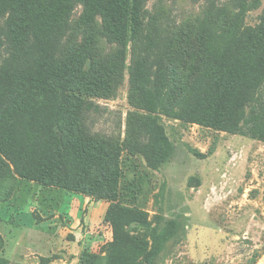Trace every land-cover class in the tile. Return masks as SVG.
<instances>
[{
  "label": "rangeland",
  "instance_id": "rangeland-1",
  "mask_svg": "<svg viewBox=\"0 0 264 264\" xmlns=\"http://www.w3.org/2000/svg\"><path fill=\"white\" fill-rule=\"evenodd\" d=\"M246 3L243 10L237 0H148L158 30L174 39L170 55L189 50L203 51L199 57H204L181 55L157 64L156 53L167 45L145 39L137 45L142 56L150 55L153 71L162 65L169 87L174 88L175 69L192 75L184 78V99L174 102L169 92L157 113L175 146L174 155L157 167L138 151L149 142L141 130L149 114L132 91L131 35L125 44L109 39L100 33L102 18L85 24L83 5L75 6L51 51L66 70V81L80 78L82 88L73 92L97 106L94 129L120 141L118 164L105 173L93 171L91 179L100 183L73 189L23 177L0 151L5 162H0V264H66L75 255L79 264H106L113 225L105 216L111 207L121 229L149 247L170 221L179 222L156 264H264V66L239 108L210 124L200 118L206 112V89L215 82L219 93L226 92L214 57L235 51L236 40L264 23V0ZM87 38L94 39V58L77 63L73 56L84 58ZM38 50L24 11H7L0 4V67H17L14 61H20L24 69Z\"/></svg>",
  "mask_w": 264,
  "mask_h": 264
},
{
  "label": "trees",
  "instance_id": "trees-1",
  "mask_svg": "<svg viewBox=\"0 0 264 264\" xmlns=\"http://www.w3.org/2000/svg\"><path fill=\"white\" fill-rule=\"evenodd\" d=\"M147 2L0 0L7 11H24L26 25L35 34L40 47L36 58L26 68L20 67V61H14L17 67H0V151L23 177L46 185L86 190L88 186L99 182L95 178V181L91 179L95 169L101 168L105 173L118 164L116 158L117 150L121 148L120 141L115 135L94 129L95 118L92 114L97 106L73 92L81 90L83 84L80 78H77V82L74 79L72 83L66 81V70H62L61 65L58 67V57L51 51L53 39L57 40L69 27L77 4L83 5V23L90 25L99 17L102 18V35L124 44L131 35L132 91L138 95L136 99L141 108L149 114L141 124V130L149 142L142 147L139 145L138 151L147 154L154 167L162 165L174 155L175 146L157 113L162 109V100L169 92L174 96V102L184 99L187 93L184 78L188 80L192 75H186L185 71L176 72L175 69L176 76L171 77L174 88H171L164 82L162 65L153 71L150 55L142 56L138 52V43L145 39L148 44L167 45L156 53L157 64H161L164 59L174 62L176 56L170 55L174 39L158 30V16L152 15ZM237 4L246 10V0H237ZM93 43V38H87L84 58L82 53H78L73 56V60L83 64L93 59ZM236 44L238 48L235 51H226L219 59L214 57L218 65V81L225 85L226 92L219 93L220 87L215 82L206 89L207 104L203 107L206 112L200 118L204 117L209 124L211 120H219L225 111L229 113L239 108L251 84L259 76L264 66V23L248 33L245 39L236 40ZM193 53L185 50L176 58L187 55L185 58L189 59ZM193 55L204 58L199 57L203 51ZM85 76H89L88 72H85ZM69 84H73L72 89ZM97 84L98 81L90 82L91 86L96 87ZM65 88L70 94L64 91ZM194 112L195 109L187 113ZM20 127L23 131L18 132ZM22 133H26L25 138ZM3 160L0 155V162L5 165ZM104 173L100 174L103 184ZM108 183L113 194L114 183L110 179ZM121 213L124 215L123 209ZM105 220L113 225V240L108 246L106 264H156L155 257L180 229L179 222L170 221L154 235L153 244L149 247L147 241L121 229L112 214V207L107 211Z\"/></svg>",
  "mask_w": 264,
  "mask_h": 264
},
{
  "label": "crops",
  "instance_id": "crops-1",
  "mask_svg": "<svg viewBox=\"0 0 264 264\" xmlns=\"http://www.w3.org/2000/svg\"><path fill=\"white\" fill-rule=\"evenodd\" d=\"M81 236H83V233L81 234ZM80 237H77L76 238V240H75V243H79V241L81 240V239H79ZM59 264V261L58 260H55V261H52L51 262V264ZM66 264H79V257L77 256V255H75L73 258H72V260H71V262H69V260L66 262Z\"/></svg>",
  "mask_w": 264,
  "mask_h": 264
}]
</instances>
